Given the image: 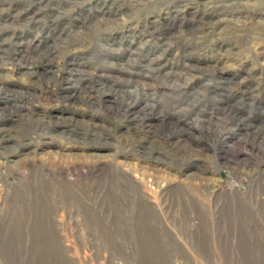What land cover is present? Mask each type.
Instances as JSON below:
<instances>
[{
	"label": "rangeland",
	"instance_id": "rangeland-1",
	"mask_svg": "<svg viewBox=\"0 0 264 264\" xmlns=\"http://www.w3.org/2000/svg\"><path fill=\"white\" fill-rule=\"evenodd\" d=\"M0 264H264V0H0Z\"/></svg>",
	"mask_w": 264,
	"mask_h": 264
},
{
	"label": "bare ground",
	"instance_id": "bare-ground-1",
	"mask_svg": "<svg viewBox=\"0 0 264 264\" xmlns=\"http://www.w3.org/2000/svg\"><path fill=\"white\" fill-rule=\"evenodd\" d=\"M3 48V47H2ZM51 61V60H50ZM30 64V63H29ZM73 94V93H72ZM71 130V129H70ZM122 172V171H121ZM120 172V173H121ZM101 174V173H100ZM106 176V175H105ZM113 177V176H112ZM124 180V179H123ZM93 181V180H92ZM96 181V180H95ZM102 185V184H101ZM83 194V193H82ZM112 195V194H111ZM46 206V205H45ZM52 209V208H51ZM2 217V216H1ZM2 220V219H1Z\"/></svg>",
	"mask_w": 264,
	"mask_h": 264
}]
</instances>
